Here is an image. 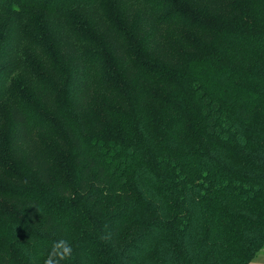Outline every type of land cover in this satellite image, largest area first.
Here are the masks:
<instances>
[{"label":"trees","instance_id":"16d2710c","mask_svg":"<svg viewBox=\"0 0 264 264\" xmlns=\"http://www.w3.org/2000/svg\"><path fill=\"white\" fill-rule=\"evenodd\" d=\"M55 239L59 264L264 248V0H0V264Z\"/></svg>","mask_w":264,"mask_h":264},{"label":"clouds","instance_id":"9594fccd","mask_svg":"<svg viewBox=\"0 0 264 264\" xmlns=\"http://www.w3.org/2000/svg\"><path fill=\"white\" fill-rule=\"evenodd\" d=\"M47 243V242H45ZM73 249L68 241L65 239H55L51 241L50 247L46 253V259H44V264H59L60 260L69 258L71 256ZM264 252V249H261ZM260 256V253H257ZM251 264H264V257L260 260H254Z\"/></svg>","mask_w":264,"mask_h":264},{"label":"rangeland","instance_id":"374dc122","mask_svg":"<svg viewBox=\"0 0 264 264\" xmlns=\"http://www.w3.org/2000/svg\"><path fill=\"white\" fill-rule=\"evenodd\" d=\"M263 249H264V248H263ZM259 253H260V256H256L254 259H252V260L250 261L249 264H251V262L254 261V260H257V261H258V260H260L262 257H264V252H261V251H260Z\"/></svg>","mask_w":264,"mask_h":264}]
</instances>
